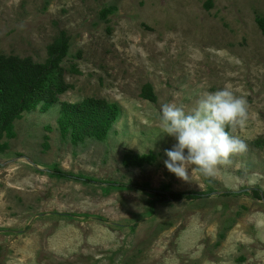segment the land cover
Wrapping results in <instances>:
<instances>
[{"label": "rangeland", "instance_id": "374dc122", "mask_svg": "<svg viewBox=\"0 0 264 264\" xmlns=\"http://www.w3.org/2000/svg\"><path fill=\"white\" fill-rule=\"evenodd\" d=\"M258 17L264 0H0V54L42 63L59 31L69 38L67 88L52 73L55 100L32 96L0 139V264H264ZM225 86L247 102L229 130L246 151L183 181L163 164L175 141L160 134L161 106L190 110ZM86 98L116 106L103 138L79 120ZM126 154L153 158L125 165Z\"/></svg>", "mask_w": 264, "mask_h": 264}, {"label": "clouds", "instance_id": "9594fccd", "mask_svg": "<svg viewBox=\"0 0 264 264\" xmlns=\"http://www.w3.org/2000/svg\"><path fill=\"white\" fill-rule=\"evenodd\" d=\"M246 118V100L228 86L201 94L190 110L175 103L163 104L160 134L175 141L164 150L165 168L186 182L193 167L205 177L215 176L232 155L246 151L245 143L229 131L243 126Z\"/></svg>", "mask_w": 264, "mask_h": 264}, {"label": "trees", "instance_id": "16d2710c", "mask_svg": "<svg viewBox=\"0 0 264 264\" xmlns=\"http://www.w3.org/2000/svg\"><path fill=\"white\" fill-rule=\"evenodd\" d=\"M257 26L264 36V17L256 19ZM69 38L65 31H59L53 41L46 47V59L42 63L34 62L31 58L6 56L0 54V139L9 124L25 111L31 97L42 93L50 100H55L56 89H66L61 66L67 56ZM52 73L55 81V90L47 85ZM140 96L150 102L155 101L151 84L142 86ZM79 120L86 126L89 133H95L99 138L105 137L117 116L116 106L104 99L86 98L76 106ZM2 119V118H1ZM253 144L258 148L264 147V138L256 139ZM151 155L126 154L123 158L125 165H139ZM159 196L172 200L197 199L199 194L185 192H170L167 195L158 192Z\"/></svg>", "mask_w": 264, "mask_h": 264}]
</instances>
